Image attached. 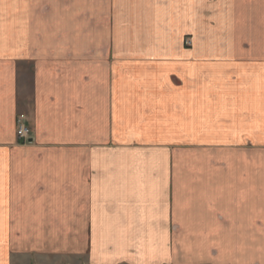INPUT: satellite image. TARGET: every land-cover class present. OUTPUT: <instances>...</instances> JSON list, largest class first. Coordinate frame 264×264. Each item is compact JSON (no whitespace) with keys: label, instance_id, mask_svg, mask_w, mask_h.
<instances>
[{"label":"crops","instance_id":"crops-1","mask_svg":"<svg viewBox=\"0 0 264 264\" xmlns=\"http://www.w3.org/2000/svg\"><path fill=\"white\" fill-rule=\"evenodd\" d=\"M208 1L0 0V234L71 227L93 264H219L227 239L258 260L264 81Z\"/></svg>","mask_w":264,"mask_h":264},{"label":"rangeland","instance_id":"rangeland-1","mask_svg":"<svg viewBox=\"0 0 264 264\" xmlns=\"http://www.w3.org/2000/svg\"><path fill=\"white\" fill-rule=\"evenodd\" d=\"M106 1L101 0L104 4ZM208 2L205 14L211 17L216 9L212 0ZM225 3L229 4L230 9L231 35L234 40L232 42L233 52L240 56L238 59H241L242 65H251L253 69H257L252 76H256V74L262 76L264 81V0H225ZM184 44L189 47L191 41L185 39ZM226 85L228 84L226 83ZM48 221L53 222V219ZM66 225H68V220ZM64 229H71V227L54 226L50 227L47 233L0 234V246L3 248L0 251L2 253V255L0 254V264H93L89 254L86 253L88 234L74 235L58 232ZM227 238L228 235H226ZM258 238L261 241V235ZM230 243L227 239V251L225 250L222 255L227 261L219 258V264H245L247 255L233 259L232 255L234 254L233 250L231 251ZM210 245L217 247L216 241H212ZM242 252L249 253L251 250H242ZM256 253L258 260H251L252 262H247V264H264V259H260L264 250L257 249Z\"/></svg>","mask_w":264,"mask_h":264},{"label":"built area","instance_id":"built-area-1","mask_svg":"<svg viewBox=\"0 0 264 264\" xmlns=\"http://www.w3.org/2000/svg\"><path fill=\"white\" fill-rule=\"evenodd\" d=\"M30 130L24 124L23 117H18L16 122L15 135L18 142L25 145L29 143L30 140Z\"/></svg>","mask_w":264,"mask_h":264}]
</instances>
